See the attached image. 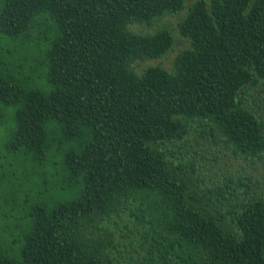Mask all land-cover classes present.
I'll return each instance as SVG.
<instances>
[{
  "label": "trees",
  "instance_id": "1",
  "mask_svg": "<svg viewBox=\"0 0 264 264\" xmlns=\"http://www.w3.org/2000/svg\"><path fill=\"white\" fill-rule=\"evenodd\" d=\"M184 11L173 70L139 73L175 37L131 26ZM260 81L264 0H0L9 177L49 193L18 206L0 264H264L258 179L203 171L192 144L200 129L264 155V118L244 100Z\"/></svg>",
  "mask_w": 264,
  "mask_h": 264
},
{
  "label": "rangeland",
  "instance_id": "2",
  "mask_svg": "<svg viewBox=\"0 0 264 264\" xmlns=\"http://www.w3.org/2000/svg\"><path fill=\"white\" fill-rule=\"evenodd\" d=\"M194 1L196 0H187V4H191ZM185 14L186 11L176 16H165L158 20L155 25L148 28L139 25L131 26L132 31L135 32H155L160 26L166 25L175 37L174 50L161 60L140 62L136 68L139 73L149 66L158 65L167 70H173V61L178 52L189 47L188 40L180 35L178 29V23L184 18ZM244 100L246 104L253 107L264 118V81H260L257 85L250 88ZM5 133V130L0 129V177H3V181H5V186H1L0 181V199L4 196L0 201H6L8 205H5L2 209L0 208V234L14 228V218L19 215L18 211H20L18 206H28L39 191L43 192V196L49 194L48 192H44L43 188L41 190L24 179L22 186L18 180L9 177V174L14 172L15 167L19 166L16 164L17 160L3 151ZM193 134L195 138V140H192L194 149H197L202 155H198L200 161L198 160L196 164L203 171L213 175L229 174L236 178H240V176L242 178V175L251 173L253 177L252 183H256V178L258 179L257 186L255 187L256 190L258 192L264 190V155L260 158L246 160L243 156L235 155L232 149L220 142V139L212 137L210 133L196 129V132H193ZM183 152L185 156L194 155L192 151ZM174 156L181 158L179 151ZM25 166L26 164L23 165V167Z\"/></svg>",
  "mask_w": 264,
  "mask_h": 264
}]
</instances>
